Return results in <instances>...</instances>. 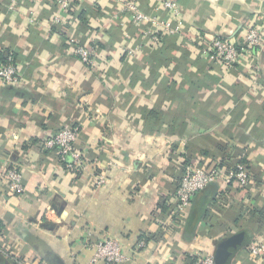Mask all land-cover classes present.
<instances>
[{"label": "crops", "instance_id": "obj_1", "mask_svg": "<svg viewBox=\"0 0 264 264\" xmlns=\"http://www.w3.org/2000/svg\"><path fill=\"white\" fill-rule=\"evenodd\" d=\"M120 1L76 0L51 27V0H25L13 11L0 0V54L9 52L19 73L16 86L0 82V264H90L94 245L108 238L123 264H194L206 255L264 264L247 250L264 242V43L229 70L202 55L214 37L242 45L252 25L264 36V7L176 0L182 34L156 46L120 13ZM161 1L138 4L167 19ZM31 6L37 22L28 26ZM68 38L91 51L94 67ZM72 126L82 168L43 147ZM235 149L250 184L217 181L178 215L185 168L209 170ZM12 168L20 195L8 186Z\"/></svg>", "mask_w": 264, "mask_h": 264}, {"label": "built area", "instance_id": "obj_2", "mask_svg": "<svg viewBox=\"0 0 264 264\" xmlns=\"http://www.w3.org/2000/svg\"><path fill=\"white\" fill-rule=\"evenodd\" d=\"M24 1L10 0L8 9L13 11L18 4H22ZM29 1L34 4L37 2V0ZM51 1L54 6V14L50 21V26L56 27L65 21L66 14L71 10L76 0ZM120 4V13L129 16L130 21L134 25L142 27L145 31V36H148L152 45H159L160 37L162 36L175 37L182 34L184 22L180 18V9L176 0H163L159 4V7L167 12L169 16L167 19H162L158 15L143 11L138 4V0H121ZM32 7L28 9L26 16L28 26L35 25L37 22L35 10ZM263 43L262 29L259 26L252 25L246 29L242 45H236L229 40L214 37L202 50V55L229 70L234 66H238L242 60L250 58L258 49L263 47ZM67 44L73 46L74 53L84 65L95 66V59L91 55V51L80 44L77 39L68 38ZM13 61V58L9 56L4 64H0V82L5 86L13 87L19 84L18 69ZM254 84L255 87L258 85L255 79ZM261 87L262 92H264V86ZM78 136V127L61 128L43 141V147L47 150H57L61 161H65L66 157H69L71 159L69 168H82L84 160L74 146ZM5 175L11 192L15 195L22 194V178L18 170L12 168ZM217 181H222L225 185L232 182L236 186L245 187L250 184L251 175L242 163H236L232 169L213 166L206 170L200 165L187 166L174 194L175 212L181 216L199 192ZM102 182L103 179L99 181V183ZM145 246L144 241L138 243L139 249L145 248ZM94 250L90 264L99 262L104 264H123L126 261L125 256L121 252V247L113 239L100 240L94 245ZM247 250L252 257H262L264 255V242L251 243L247 246ZM194 264H216L215 256L198 257Z\"/></svg>", "mask_w": 264, "mask_h": 264}, {"label": "trees", "instance_id": "obj_3", "mask_svg": "<svg viewBox=\"0 0 264 264\" xmlns=\"http://www.w3.org/2000/svg\"><path fill=\"white\" fill-rule=\"evenodd\" d=\"M183 5H186V4H191V1L190 0H184L183 2ZM223 39V38H222ZM9 56H11L12 58H13V60H14V57L9 53V52H6V53H3V54H0V64H4L5 62H6V59H7V57H9ZM14 63H15V60L13 61ZM16 64V63H15ZM72 127H74V126H72ZM234 156H230V157H227V158H223V157H225L224 155H223V157H222V163L221 164H217V165H215V166H218V167H226V168H234V165L236 164V163H242V164H244L245 166H246V169H247V171H248V173L251 175L252 173H251V169L249 168V166L247 165V163L244 161V157H238V158H236V160H234L233 161V158L235 157V156H240V153H241V150H239V149H235L234 150ZM238 153V154H237ZM237 154V155H236ZM228 165V166H227ZM231 185H234L232 182L231 183H229V184H227L226 186H231ZM247 186H245V187H243V188H246Z\"/></svg>", "mask_w": 264, "mask_h": 264}, {"label": "rangeland", "instance_id": "obj_4", "mask_svg": "<svg viewBox=\"0 0 264 264\" xmlns=\"http://www.w3.org/2000/svg\"><path fill=\"white\" fill-rule=\"evenodd\" d=\"M224 1H227V2H230L232 5L234 6H239L240 5H249V6H252V7H260V6H263L264 7V0H224ZM228 3V4H230Z\"/></svg>", "mask_w": 264, "mask_h": 264}, {"label": "water", "instance_id": "obj_5", "mask_svg": "<svg viewBox=\"0 0 264 264\" xmlns=\"http://www.w3.org/2000/svg\"><path fill=\"white\" fill-rule=\"evenodd\" d=\"M215 261H216V258H215ZM216 264H217V262H216Z\"/></svg>", "mask_w": 264, "mask_h": 264}, {"label": "bare ground", "instance_id": "obj_6", "mask_svg": "<svg viewBox=\"0 0 264 264\" xmlns=\"http://www.w3.org/2000/svg\"><path fill=\"white\" fill-rule=\"evenodd\" d=\"M256 1V0H255Z\"/></svg>", "mask_w": 264, "mask_h": 264}]
</instances>
